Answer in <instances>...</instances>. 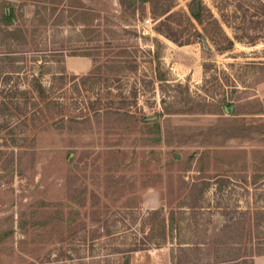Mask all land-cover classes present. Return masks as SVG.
Wrapping results in <instances>:
<instances>
[{
    "label": "rangeland",
    "instance_id": "rangeland-1",
    "mask_svg": "<svg viewBox=\"0 0 264 264\" xmlns=\"http://www.w3.org/2000/svg\"><path fill=\"white\" fill-rule=\"evenodd\" d=\"M154 1L0 2L29 40L20 61L0 50V264H173L180 241L208 264L207 246L264 242V7L257 43L221 53L168 37L151 8L171 1ZM172 208L189 210L174 239ZM230 217L236 231L217 234Z\"/></svg>",
    "mask_w": 264,
    "mask_h": 264
},
{
    "label": "trees",
    "instance_id": "trees-1",
    "mask_svg": "<svg viewBox=\"0 0 264 264\" xmlns=\"http://www.w3.org/2000/svg\"><path fill=\"white\" fill-rule=\"evenodd\" d=\"M138 1L120 0L122 5L127 3V5L132 8L134 13L140 9V7L137 6ZM142 1L144 3L146 1H151V4L152 1L153 3L155 2L154 0ZM170 1L171 2L166 4L164 8H160V10L155 8L154 11V6L151 8V13L160 16L159 18H161V24H163L161 26H165L163 31H165L167 36L175 42H179L181 44H190L197 42V38H199V41L203 42L207 48L210 49L214 47L221 53L232 50L235 42L243 41L244 37H250V39H252L249 41L251 45H255L257 43L255 37L251 36L249 32V29L251 28L249 24L254 22V17L256 16V13L252 12V9L257 7V3L264 7V0H210V3L206 0H186V9L181 8L178 10H175L176 6L178 5L177 0ZM0 2L7 5L12 4V1L8 0H0ZM3 9V19L0 23V50L5 49L4 53L7 54V56L12 54H20L21 56L17 57L18 59L14 58L15 62H17L24 58V52L29 46V40L26 30L21 25L14 28L8 27V24L11 23L10 18H12L15 14V8H10L7 12L5 10L6 5H4ZM50 10L53 12L55 11L54 8H50ZM36 17L37 14L35 13L31 18V22H35ZM39 22L46 24V16L43 15ZM196 23L201 26V30L197 28ZM53 24L57 23L53 22ZM160 29H162V27L159 28V30ZM1 36H3V38ZM67 55L70 54H66V52H60L53 56L56 57V61L64 63L65 57ZM120 57H122V55L118 54L113 56L112 60L110 61L118 64ZM158 77L161 81L165 80V78L160 77V75ZM192 101L193 99L188 102ZM191 111L195 110L192 109ZM196 203L189 206L190 211L195 210L197 207ZM185 211L189 210L179 208L176 211L174 208H172L168 212V218H164L163 220L164 225L162 230L164 229V237H167L168 235V230L166 229L168 223L170 235L174 239V233L178 231L176 226V213H185ZM152 213L155 215H161L162 210L155 209L152 211ZM241 213H243L245 216L247 212L242 211ZM262 214H264V209L257 212L259 221L263 219ZM254 219L256 221V216ZM235 224L236 223L233 221V218L230 217L225 221V224L217 234L221 235L220 232H235ZM151 229L154 230V228ZM223 242L224 241H222L221 244H216V246H207L206 249L208 251H214V261L208 264H256L254 257L256 255L264 254V242H259L257 246H245L244 254L242 255H239L242 250V246H239L237 241ZM171 247L173 264H193L195 260H193V262L190 260L192 259V255L196 254L197 251L199 252L202 250V247L205 246H201L200 243L193 244L191 242L180 241L177 242V244H173Z\"/></svg>",
    "mask_w": 264,
    "mask_h": 264
},
{
    "label": "crops",
    "instance_id": "crops-1",
    "mask_svg": "<svg viewBox=\"0 0 264 264\" xmlns=\"http://www.w3.org/2000/svg\"><path fill=\"white\" fill-rule=\"evenodd\" d=\"M8 1L19 2L20 0H8ZM91 64H92L91 61H89L86 58L82 61L79 59L76 60V58H68L66 61L67 69L75 73H80L82 71L89 70L91 68Z\"/></svg>",
    "mask_w": 264,
    "mask_h": 264
}]
</instances>
